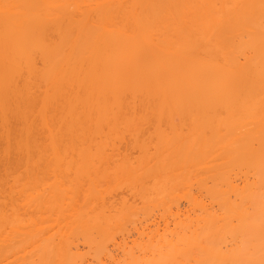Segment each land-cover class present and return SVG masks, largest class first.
<instances>
[{"label":"bare ground","instance_id":"obj_1","mask_svg":"<svg viewBox=\"0 0 264 264\" xmlns=\"http://www.w3.org/2000/svg\"><path fill=\"white\" fill-rule=\"evenodd\" d=\"M0 264H264V0H0Z\"/></svg>","mask_w":264,"mask_h":264}]
</instances>
